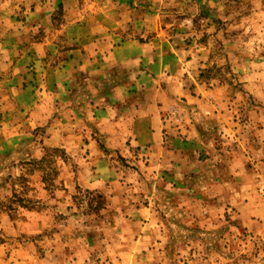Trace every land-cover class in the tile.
Listing matches in <instances>:
<instances>
[{
    "label": "rangeland",
    "instance_id": "rangeland-1",
    "mask_svg": "<svg viewBox=\"0 0 264 264\" xmlns=\"http://www.w3.org/2000/svg\"><path fill=\"white\" fill-rule=\"evenodd\" d=\"M196 1L172 17L190 90L108 92L123 137L62 124L84 93L15 84L0 52V264H264V0Z\"/></svg>",
    "mask_w": 264,
    "mask_h": 264
},
{
    "label": "crops",
    "instance_id": "crops-1",
    "mask_svg": "<svg viewBox=\"0 0 264 264\" xmlns=\"http://www.w3.org/2000/svg\"><path fill=\"white\" fill-rule=\"evenodd\" d=\"M199 3L196 0H7L0 4V52L7 53L11 60L15 84L21 83L20 76L42 74L45 76L42 91L84 93L73 100L63 95L56 101L62 124L70 121L72 110L76 114L72 119L81 118L86 126L91 125L89 132L76 131L81 137L95 139L98 132L104 137L120 132L117 136L123 137L127 132L123 126L120 131H111L114 127L107 111V105L111 106L108 92L133 88L164 90L165 83L171 91L186 95L190 90L188 81L195 74L190 68L195 56L191 54V45L186 44L189 34L177 33L184 30L173 29L178 22L172 17L186 7L200 9ZM49 59L56 60V67L48 64ZM37 64L43 67L36 69ZM129 78L137 85L130 84ZM34 85L36 82L23 85L32 94L26 102L31 101L32 108L42 107L44 100L38 103L36 94L32 93ZM89 92L98 94L93 96ZM99 122L105 125L100 124V130H96L95 124Z\"/></svg>",
    "mask_w": 264,
    "mask_h": 264
}]
</instances>
